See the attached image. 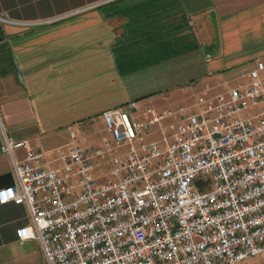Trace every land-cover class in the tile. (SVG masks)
Returning a JSON list of instances; mask_svg holds the SVG:
<instances>
[{
  "label": "built area",
  "instance_id": "built-area-1",
  "mask_svg": "<svg viewBox=\"0 0 264 264\" xmlns=\"http://www.w3.org/2000/svg\"><path fill=\"white\" fill-rule=\"evenodd\" d=\"M263 72L257 59L240 74L247 82L206 84L175 109L135 98L105 108L97 144L70 127L49 157L4 132L18 180L0 187V202L25 203L31 215L18 236L37 238L46 264H236L264 254Z\"/></svg>",
  "mask_w": 264,
  "mask_h": 264
},
{
  "label": "crops",
  "instance_id": "crops-1",
  "mask_svg": "<svg viewBox=\"0 0 264 264\" xmlns=\"http://www.w3.org/2000/svg\"><path fill=\"white\" fill-rule=\"evenodd\" d=\"M1 13L0 187L18 180L4 132L58 140L49 154L70 127L102 129L105 108L170 90L191 101L264 60V0H0ZM30 223L27 204L0 202V264H46L17 234Z\"/></svg>",
  "mask_w": 264,
  "mask_h": 264
},
{
  "label": "rangeland",
  "instance_id": "rangeland-1",
  "mask_svg": "<svg viewBox=\"0 0 264 264\" xmlns=\"http://www.w3.org/2000/svg\"><path fill=\"white\" fill-rule=\"evenodd\" d=\"M264 73V72H263ZM233 72L230 73V76H228V78H230L231 80H229L227 82V84H224L223 86L220 85V87H218V90H222V89H225V87L228 85V86H232V85H236L239 81H242V82H247L248 81V77L247 76H241L240 73L238 74L236 72V74H234ZM233 75V76H231ZM204 86V85H203ZM200 89V88H199ZM174 90V89H173ZM178 90V89H176ZM175 90V91H176ZM170 96L172 94H175L173 93V91L170 90ZM151 96V101L150 102H147V101H143L139 98H136L140 101H143L147 104H150L156 108H159V109H163V108H177L181 103H188L190 101L186 100V99H183V98H180V97H175L172 96V97H166V94L165 93H162V92H153L152 94H150ZM171 120V118H167L165 120L162 121V124L163 125H166L169 123V121ZM80 129H81V134H80V138H81V143L83 144H97L98 143V138L105 132V131H100L99 130V125L96 124V123H87V122H82L80 124H77ZM84 126V127H83ZM88 128H87V127ZM87 128V129H85ZM155 137L159 136V131H158V128H155L154 129V134ZM150 136L147 137V139H149ZM58 141V140H56ZM54 142L53 141H49L47 142L46 140H44L43 142V147L44 148H47V147H50V146H54L56 145L57 143L59 142ZM60 141V140H59ZM123 148H127V145L126 146H123ZM53 155V153H49L47 156H51ZM112 168V164L109 160H104V164L103 166L97 170V173H103L104 172V179L105 178H109L111 177L110 175V169ZM236 264H264V254H261V255H257V256H253V257H250L248 259H245L243 261H240Z\"/></svg>",
  "mask_w": 264,
  "mask_h": 264
},
{
  "label": "water",
  "instance_id": "water-1",
  "mask_svg": "<svg viewBox=\"0 0 264 264\" xmlns=\"http://www.w3.org/2000/svg\"><path fill=\"white\" fill-rule=\"evenodd\" d=\"M3 37H4V31H3L2 22H0V39H2Z\"/></svg>",
  "mask_w": 264,
  "mask_h": 264
}]
</instances>
